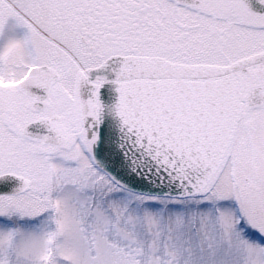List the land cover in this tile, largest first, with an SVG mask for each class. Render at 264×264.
<instances>
[{
    "label": "snow or ice",
    "instance_id": "obj_1",
    "mask_svg": "<svg viewBox=\"0 0 264 264\" xmlns=\"http://www.w3.org/2000/svg\"><path fill=\"white\" fill-rule=\"evenodd\" d=\"M0 264H264V0H0Z\"/></svg>",
    "mask_w": 264,
    "mask_h": 264
}]
</instances>
